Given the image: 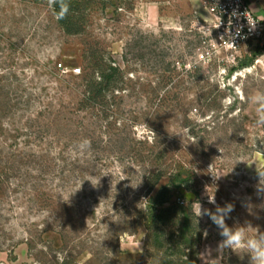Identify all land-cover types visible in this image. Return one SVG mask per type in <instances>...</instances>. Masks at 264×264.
Here are the masks:
<instances>
[{
  "label": "rangeland",
  "instance_id": "374dc122",
  "mask_svg": "<svg viewBox=\"0 0 264 264\" xmlns=\"http://www.w3.org/2000/svg\"><path fill=\"white\" fill-rule=\"evenodd\" d=\"M112 1L69 35L53 0H0V264H161L146 210L178 174L199 264H251L201 213L231 205L225 225L264 238L263 43L235 64L208 43L206 0ZM101 62L120 73L92 98Z\"/></svg>",
  "mask_w": 264,
  "mask_h": 264
},
{
  "label": "trees",
  "instance_id": "16d2710c",
  "mask_svg": "<svg viewBox=\"0 0 264 264\" xmlns=\"http://www.w3.org/2000/svg\"><path fill=\"white\" fill-rule=\"evenodd\" d=\"M65 2L68 11L60 18L62 4ZM112 2V0H53L52 9L62 30L69 35H75L85 30L93 13L106 10ZM253 60L254 58H251L240 62L232 71L250 66ZM102 63L93 64L101 71V81L90 84L88 92L92 94V98L102 97L103 91L109 90L108 85L120 73L117 66ZM102 85L106 88H102ZM95 86H99V90L96 91ZM179 176L176 175L172 182L162 185H159L160 178L156 181L154 187H158L157 191L150 197L146 210L147 247H152L162 255L161 264H199L197 247L201 240V222L191 207L184 208L173 202L174 189L184 188L187 184L185 180H178ZM69 263L70 259L65 258L61 264Z\"/></svg>",
  "mask_w": 264,
  "mask_h": 264
},
{
  "label": "built area",
  "instance_id": "2783aa9c",
  "mask_svg": "<svg viewBox=\"0 0 264 264\" xmlns=\"http://www.w3.org/2000/svg\"><path fill=\"white\" fill-rule=\"evenodd\" d=\"M207 12L214 21L210 33L218 52L224 53L236 64L237 55L249 44L264 45V20L254 13L247 0H206ZM208 54L201 55L202 59ZM79 74L80 69L73 70Z\"/></svg>",
  "mask_w": 264,
  "mask_h": 264
},
{
  "label": "clouds",
  "instance_id": "9594fccd",
  "mask_svg": "<svg viewBox=\"0 0 264 264\" xmlns=\"http://www.w3.org/2000/svg\"><path fill=\"white\" fill-rule=\"evenodd\" d=\"M68 11L67 3L62 4V11L60 18H63ZM253 103L258 105L257 108V123L264 124V107H260V105L264 104V92H258L253 96ZM211 167V166H210ZM261 177V181L264 182V172L258 173ZM209 202L215 204L214 196L209 198ZM232 208L231 205H228L226 209H221L217 206L216 213L211 212L210 209H204L203 213L207 214L211 217L213 222L222 229L221 235L226 237L223 241V245L229 248H239L241 245H244L250 253L251 256V264H264V238H249L245 240L243 230L237 229L235 231L229 229L224 223V215L220 213H225L230 211ZM205 236H207V232H205Z\"/></svg>",
  "mask_w": 264,
  "mask_h": 264
},
{
  "label": "crops",
  "instance_id": "0c3cea01",
  "mask_svg": "<svg viewBox=\"0 0 264 264\" xmlns=\"http://www.w3.org/2000/svg\"><path fill=\"white\" fill-rule=\"evenodd\" d=\"M251 5L255 15L260 19L264 20V0H247Z\"/></svg>",
  "mask_w": 264,
  "mask_h": 264
}]
</instances>
